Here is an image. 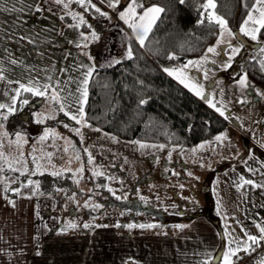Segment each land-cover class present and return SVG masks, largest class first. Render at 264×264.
I'll list each match as a JSON object with an SVG mask.
<instances>
[{"label":"rangeland","instance_id":"obj_1","mask_svg":"<svg viewBox=\"0 0 264 264\" xmlns=\"http://www.w3.org/2000/svg\"><path fill=\"white\" fill-rule=\"evenodd\" d=\"M110 10L112 13L110 11L106 13V23L101 32H97L95 20L84 19V22L91 26V31L86 36L82 49L89 55H106L104 64L99 60L100 57H96L99 60L96 64L100 66L127 55L129 51L125 36L129 25L118 17L120 11L118 7ZM212 11L214 10L208 9V12ZM69 12L74 11H67ZM113 19L117 21L115 27L110 26ZM220 38L221 30L216 40L208 47H216V54L211 60L212 65L203 62L197 73H192L190 66L184 69L191 82L202 86L207 100L212 101L216 108H221L224 115L216 108L210 107L203 98L206 104L227 122V126L233 127L226 126L208 140L192 146H178L122 139L99 128L85 126V122L78 124L72 119L67 120L69 116L65 115V112L78 115L82 94L85 87L87 90L88 83L86 86L84 83H77V86L62 84L63 89L55 91L64 104L63 111L60 110V103L51 99L54 90L47 92L46 96H40L39 102L31 104L30 109L23 115V119L30 125L28 133L17 132L13 134L14 138L10 136L2 138L0 134V163L3 165L23 166L28 163V159L33 160L35 153L42 152L41 158L46 160L45 165L49 163L47 167L15 168L26 175L63 171L74 173L73 186L70 190H62L59 195L42 196L35 189V196H30L37 199L35 212L36 216L40 217L36 218V228H46L48 217L50 229H59L60 225L64 224L63 227L69 230L68 233L59 235L63 242L68 245L76 242L83 244L90 256H93L89 249L91 245L102 242L100 243L102 249L108 252L109 249L116 250L115 255L129 256L135 260L157 257L170 260L171 255L178 258L184 256L183 253L187 249H196L197 254L202 256L216 240V248L210 261L212 262L221 251V260L216 264H224V254L229 253L226 248L228 236H224L218 227L222 222L220 219L225 221V217L232 218L234 213L227 205L218 212L210 208L207 203L209 192L205 191V186L209 184L213 188L222 183H228L229 186L233 180H238L244 174L251 172L254 174V167H264L262 155L254 157V150H260L259 146L264 147V86L253 82L246 73L236 79L226 74L225 65L228 64V57L232 55V49L228 46L239 48L237 54H241L244 50L252 48L254 40L249 37L245 39L236 37L234 40L224 34L223 42L217 46V40ZM242 77H246V87L239 83ZM85 78L86 75L79 77L81 80ZM1 115L0 113V118ZM63 123L70 126L69 131ZM1 127L3 128V125L0 122V133ZM75 129H79V135ZM60 131L64 134L69 132L67 135L70 136L73 134L79 136L80 149L74 150V153L70 149L71 140L64 138L67 135L61 137ZM39 135L41 138L33 139V136ZM42 137L45 142L43 149ZM217 137L222 139L217 140ZM254 140L259 146L254 145ZM225 167L230 168L226 171ZM259 195V190H256L249 198L259 201L262 198ZM95 196L100 199L99 201L103 199L105 203L93 205L94 209H91L92 205L89 203L93 199L91 197ZM58 199L60 201L58 206L50 210L52 206H49L48 201ZM112 200L121 203L124 211H118L115 205H111ZM76 212L81 215L79 220L75 217ZM43 214L45 217L41 220ZM98 215L100 219L94 222ZM63 219L64 221L59 223L58 220ZM55 220L58 221L57 224ZM80 220L82 230L75 234L70 230L72 228L67 226L75 224L77 229ZM90 222L96 227L84 228V225ZM167 223L175 226L168 227ZM119 224L122 225L117 227ZM130 224L157 227L130 229L127 227ZM111 225L113 226L110 227ZM178 225L183 227H177ZM212 228L215 237L210 233ZM242 239H245V236H242ZM56 240L58 239L51 233L44 242L55 243ZM63 242L61 241V244ZM171 243L172 249L176 250L173 254L170 252ZM165 245L168 251L162 252ZM259 255V260L264 261V249ZM189 256L194 257V254L190 253ZM74 257L77 258L75 253L70 259L74 260ZM231 257L229 253L230 262Z\"/></svg>","mask_w":264,"mask_h":264},{"label":"crops","instance_id":"obj_2","mask_svg":"<svg viewBox=\"0 0 264 264\" xmlns=\"http://www.w3.org/2000/svg\"><path fill=\"white\" fill-rule=\"evenodd\" d=\"M91 4L95 5V8L100 9V11L97 12L92 7H88L87 10H85V7L81 6L79 0H59V2H57V0H0V104L5 105L4 108H0V113L2 114L0 122L1 125H3V128L1 127L2 132L0 133L3 136L2 138L8 136L14 138L15 135L13 134L17 132H29H10L5 127V119H3L4 116H8L16 110L18 99L17 92L20 93V91L24 90L20 87L21 84L25 87L33 88L39 85L41 89L44 85H47V92L51 90L59 92L65 85L75 84V86H77V83H83L84 80L79 79V77L86 75L89 69L94 70L99 60L102 61L103 64L106 63V55H89L82 49L86 36H88L91 31V26L84 22L87 25L84 27L83 24L80 23L81 17H83V20L93 19L97 22L92 12L99 15H101V12L106 14L110 11L112 13L110 10L111 7H109V0H91ZM65 5H68V7H65ZM127 6L128 4L120 9L119 12L125 11ZM151 6L158 5H150L148 7ZM37 8H39L40 11H37ZM71 10L74 12L67 13V11ZM143 11L144 9L139 13ZM247 15L248 12L242 20L240 27L247 18ZM101 17L104 28L106 16L101 15ZM118 17L120 18L119 14ZM240 27L238 33L242 36V39L247 38L248 36L243 33L241 34ZM231 32L232 36L229 37L235 40L238 36L233 31ZM143 35L144 33L142 30L137 29L136 32H133V29L130 27L125 32L126 38L131 37L139 45L140 43L137 37ZM208 47L209 45L201 54L191 57L187 59L185 63L176 66H184L188 61H201L206 53L208 58L205 62L208 63L207 65H212L211 60L214 54L208 53ZM96 57H100V59L98 60ZM13 61H15V63H13ZM233 62L227 66V75ZM176 66L165 68L176 69L174 68ZM190 68L192 69V73H197L198 69H201L200 64L191 65ZM164 72L169 76L166 71ZM241 74L243 73L232 77V79H236ZM90 77L91 75L87 78V83H89ZM169 77L180 84L172 76ZM180 85L184 87L182 84ZM185 89L189 91L188 88ZM189 92L196 98L200 100L203 99L195 95L192 91ZM38 96L40 98V95ZM202 101L206 104L204 99ZM9 108H13L14 110L9 112ZM63 125L68 131L70 130V126H68L67 123H63ZM228 127L231 126H227V128ZM237 132L239 134L238 130ZM59 134L61 137H64L69 134V132L64 134L60 131ZM72 136L67 135L64 138H69L71 140L70 149L74 151ZM33 137L35 140L41 138V135ZM78 139L80 141L79 136ZM48 140H50V138ZM42 143L41 147L43 149L45 145L43 139ZM255 144L259 146L254 140V145ZM67 147H69V145H67ZM259 148L260 150H254V157L262 155L264 158V147L259 146ZM41 155L42 152L35 153L33 160L29 161L28 159V163L23 164V166L20 164L5 166L3 163H0V167H10L18 172L20 169L15 167H47L49 163L45 165L46 160L44 161ZM4 163H6V161ZM227 168L230 167H225L226 171ZM253 169L254 174L251 172V174H244L241 177H243L244 180L253 181L256 185H264V167H254ZM241 177L236 181L233 180L229 186L228 183H222L213 188L209 184L205 186V191L209 192L207 203L210 205V208L218 212L222 207L227 205L230 211L234 213L232 214V218L226 219L225 217V221L220 219L222 221L221 225L220 227L217 226L223 232L224 236H228V245L226 246L228 252L230 249H237L236 241L242 240L245 243L251 244L250 241H247L246 233L259 237L261 233L257 225L264 226V187H253L251 184H244ZM27 183V180L7 183L0 181V264H216L210 261V257L216 248V240L212 243V247L208 249L207 253L202 256L197 254L196 249H187L186 252L183 253L184 256H179L178 258V256L173 257L171 255L169 258L170 260L159 259V257L156 259L140 258L135 260L129 256L115 255L114 253L116 250L109 249L108 252V250L102 249L100 247V243L102 242L91 245L89 249L93 256H90L86 253V246L83 244L76 242L75 244L68 245L63 242L59 235L69 232V230L60 231L61 228H64V224L63 226L61 224V228L59 227V229H50L49 218L46 217V228L35 227L36 218L39 215L36 216L35 212L37 208V199L30 197L35 196L34 192L23 193L13 197L4 194V188L19 189V187ZM256 190H259V196L262 197L259 201H254V198H249ZM10 191L16 192L17 190ZM59 194L60 193L56 195ZM21 195L27 197H20ZM91 198H93L89 203L92 205L91 209H94L93 205L105 203L103 199L99 201L100 199L96 196ZM48 202L50 203L49 206H52L50 208L51 210L55 209L60 201L58 199V201ZM111 205H115L118 211H124L121 203L112 200ZM99 216L100 215L95 217L94 222L100 219ZM218 216L220 217L221 215L218 213ZM43 217H45L44 214L41 220H43ZM75 217L79 220L81 215L76 212ZM58 221L62 223L64 219ZM58 221H56V224ZM77 225H79L77 229H70L74 231L75 234L79 230H82V220H80ZM88 225L90 229L96 227L92 222L88 223ZM112 226L113 225L110 227ZM167 226L174 227L175 224L167 223ZM51 233L58 240H56L55 243H45V239H48ZM210 233L215 237L216 234L213 228L210 230ZM242 236H245V239H242ZM61 241L63 244H61ZM256 246V244H251V248H249L247 252L243 250L237 251L236 255H234L236 258L234 259L233 255L231 257L232 262L240 261L245 255L253 252ZM170 247V252L173 254V251L176 250L172 249V243ZM166 251L168 250L165 245L162 252ZM74 253L77 258L74 257V260H72L70 257L72 255L74 256ZM190 253L194 254V257H190ZM220 260L221 256L217 263H219ZM254 264H264V261L259 260L257 256Z\"/></svg>","mask_w":264,"mask_h":264},{"label":"trees","instance_id":"obj_3","mask_svg":"<svg viewBox=\"0 0 264 264\" xmlns=\"http://www.w3.org/2000/svg\"><path fill=\"white\" fill-rule=\"evenodd\" d=\"M207 0H138L144 5H158L160 13L144 45L126 38L132 55H122L106 65H96L87 87L83 107L84 122L88 127L99 128L122 139L162 142L178 146H192L210 139L227 126V122L196 98L184 87L165 74L163 69L181 65L187 59L201 54L216 39L220 27L209 22L202 5ZM254 0H214L215 13L227 21V27L237 34L240 24ZM130 0H120L122 9ZM248 5L246 7L245 5ZM201 13L205 19L201 21ZM96 17V30H103L101 15ZM116 19L110 22L116 26ZM84 27L87 25L82 23ZM90 27V26H89ZM87 27V28H89ZM264 29L252 42L250 50L238 54L230 69V78L246 73L249 78L264 86ZM174 55L175 59H169ZM27 103H24V101ZM38 95L20 91L16 110L5 120L10 132L29 131V123L23 119L31 104L38 103ZM145 101L144 103H141ZM70 120L69 118H66ZM74 149H80L77 135L72 136ZM0 181L16 182L27 180L16 192L9 188L4 194L9 197L34 192L56 195L73 186L74 173H42L21 175L10 167H0ZM97 180V179H96ZM38 185V187H37Z\"/></svg>","mask_w":264,"mask_h":264},{"label":"snow or ice","instance_id":"obj_4","mask_svg":"<svg viewBox=\"0 0 264 264\" xmlns=\"http://www.w3.org/2000/svg\"><path fill=\"white\" fill-rule=\"evenodd\" d=\"M57 2H59V0H57ZM79 2L82 7H85V10H87L88 7H92L95 9V11L97 12L100 11V9L95 8V5L91 4V0H79ZM181 2L183 3V0H181ZM119 3H120V0H109V7L116 9ZM245 6L248 7L247 4ZM65 7H68V5H65ZM143 7L144 5L142 3H138V0H130V3L128 4L126 10L119 12L120 18L124 20V22L128 24L130 28L133 29V32H136L137 29H140L143 31L144 35L137 37V40L141 46L144 45V41L147 38L148 33L151 31L152 26L155 24V21L159 18V14L164 11V9L161 7L151 6V7L145 8L142 13H138L137 8H143ZM202 7L204 8L205 12H208L209 8L214 10L216 5L214 3V0H207V2L204 5H202ZM36 10L40 11L39 8H37ZM101 15H106V14L101 12ZM74 18H75V15H74ZM204 19H205L204 13H201L200 23H203ZM207 19L209 20L210 23L215 21L221 29V38L217 40V46H219L223 42V35L225 33H227L228 36H232V32L227 27V21L223 19L222 17L216 15L215 11L208 12ZM80 23H84L83 17H81ZM262 29H264V0H254L253 4L248 10L247 18L244 20L243 24L240 27V31L244 35L250 37L252 40H256L258 34H261ZM242 46L243 45L241 44V47ZM228 47L232 49V55L228 57V64L225 65L226 67L230 65V62L233 59L234 55L240 51L239 48L233 47L232 45H229ZM261 51H264V48H262ZM208 53L216 54V47L208 48ZM131 55H132V52H131V49L129 48V51H128L129 58H131ZM175 58L176 57L174 55L169 56V59H175ZM207 58L208 57L206 53L205 56L201 59V61H188L187 64H185L182 68H176V69L165 68L164 71H166L169 76H172L174 79H176L185 88H188L189 91H192L198 97L206 99V102L209 103L210 107L216 108V105L213 104L212 101L207 100L203 92L202 86H200L199 84L190 82L189 77L184 72L185 68H188L191 65L202 64L203 62L207 60ZM13 63H15V61H13ZM92 71H93L92 69H89L88 73L86 74V78L83 82L85 86L87 85V82H88L87 78L91 75ZM239 83L241 84V86L246 87L247 86L246 77H242ZM20 87L24 89L25 91H32L34 95H40V96H46L47 90H48L47 85H44L42 89L39 85L33 88V87H25L23 84H21ZM17 95H19V92H17ZM86 95H87V90L85 87L83 94H82L81 106L78 109V115H72L69 112H65V115H68L70 119L76 121V123L78 124L84 122L83 102L86 101ZM51 99L53 102L60 103V110L61 111L64 110V104L61 102V97H59L58 93L54 91L52 93ZM144 102L145 101H142L141 103H144ZM24 103H27V101L25 100ZM4 107L5 105L0 104V108H4ZM8 110L9 112H12L14 109L9 108ZM216 110L219 111L221 115H224V112L221 110V108H216ZM3 119L6 120L7 116H4ZM85 126H87L86 123H85ZM75 131L78 135L80 134L79 129H75ZM97 131H99V129H97ZM45 135H47V133ZM216 139L220 140L222 139V137H217ZM89 159H91V157ZM13 170L15 171V169ZM249 171H251V169H249ZM32 174H35V173H32ZM21 175H24V173L22 172ZM241 180L243 181L244 184H251L253 187H264V185H256L251 180H244L243 177H241ZM7 190L8 189L5 188V191ZM67 227L75 228L76 225L69 224ZM88 227H90L88 224L84 225V228H88ZM117 227H120V225H117ZM127 227L130 229L133 227L152 228V227H157V225H144V224L132 225L130 224ZM177 227H183V226L178 225ZM257 227L259 228L260 233H261L259 237L253 236L248 233H246V236H247V241H250L251 244L259 245L260 241L264 240V226L258 224ZM65 230L66 229L62 228L60 231H65ZM236 243H237V249L229 250L230 254L233 256L236 255L237 251L243 250L247 252L249 248H251V244L245 243L243 241H236ZM224 264H232V262H230L229 260V253L224 254Z\"/></svg>","mask_w":264,"mask_h":264},{"label":"built area","instance_id":"obj_5","mask_svg":"<svg viewBox=\"0 0 264 264\" xmlns=\"http://www.w3.org/2000/svg\"><path fill=\"white\" fill-rule=\"evenodd\" d=\"M264 249V240H261L259 245L250 254L245 255L240 261H235L234 264H254V261L260 252ZM236 256H234V259Z\"/></svg>","mask_w":264,"mask_h":264},{"label":"water","instance_id":"obj_6","mask_svg":"<svg viewBox=\"0 0 264 264\" xmlns=\"http://www.w3.org/2000/svg\"><path fill=\"white\" fill-rule=\"evenodd\" d=\"M220 254H221V251H219V252L217 253V255H216V257L214 258V260L212 261V263H217V262H218Z\"/></svg>","mask_w":264,"mask_h":264}]
</instances>
